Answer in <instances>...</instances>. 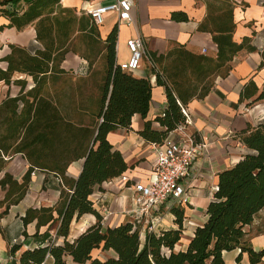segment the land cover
<instances>
[{
    "label": "trees",
    "instance_id": "trees-1",
    "mask_svg": "<svg viewBox=\"0 0 264 264\" xmlns=\"http://www.w3.org/2000/svg\"><path fill=\"white\" fill-rule=\"evenodd\" d=\"M205 3L207 12L198 28L212 34L216 56L194 54L176 46L165 54L150 55L153 63L150 70L156 83L165 88L167 106L155 117L160 129L146 121L138 132L147 141L162 142L169 131L186 120L183 107L187 101L193 97L203 98L210 91L214 78L227 73L238 51L255 49L248 43V37L241 42L233 39L236 27L233 0H205ZM0 15L8 20V27L16 30L32 25L36 40L43 46L30 53L25 48L10 45V52L1 58L6 61L5 69L0 68L1 81L8 83L12 72H19L31 76L34 85L25 92L22 85L18 94L0 101V169L10 153L30 154L35 148V158L48 164L41 168L53 172L68 185L61 191V199L54 208L27 209L22 219L24 225L35 218L37 230L47 223L58 224L53 237L43 233L45 239L48 237L44 244L22 250L20 264H66L67 255L78 264H225L222 251L236 248L239 249L236 262L246 253L247 264H264V248L255 250L245 231L264 208V119L241 135L248 151L231 167L218 173L216 191L205 209L207 219L194 229L184 250H174L182 234L184 209L180 205L171 207L178 228L146 232L143 242L139 229H132L129 221L103 229L102 215L89 200V195L96 185L127 169L121 153L113 149L107 134L119 127L128 128L135 113L146 115L151 99L150 79L135 77L116 63V24L102 43L98 26L91 17L78 14L74 8L63 7L60 0H0ZM170 18L174 21L189 19L182 10L172 11ZM68 51L86 59L89 65L97 57H103L104 76L95 124L83 125L58 115L57 108L44 97L48 80H61L65 83L61 89L71 84V78L61 76L65 71L57 67ZM13 81L22 83L23 80ZM262 98L264 84L256 99ZM71 146L78 148L76 153L70 152ZM80 157L84 158L80 173L76 179L69 180L65 175L67 165ZM32 169L29 166L21 184L15 183L6 173L0 179V186L7 182L8 190L11 185L18 187V196L11 200L12 203L22 196ZM85 213L93 214L95 223L71 240L72 219ZM37 235L38 232L33 236ZM100 245L103 249H112L116 256L103 260L92 258V249ZM19 248L20 245H12L10 251Z\"/></svg>",
    "mask_w": 264,
    "mask_h": 264
},
{
    "label": "crops",
    "instance_id": "crops-1",
    "mask_svg": "<svg viewBox=\"0 0 264 264\" xmlns=\"http://www.w3.org/2000/svg\"><path fill=\"white\" fill-rule=\"evenodd\" d=\"M113 1L60 0V3L63 7L76 9V12L80 14L93 5ZM233 1V17L236 22L233 39L241 42L244 37H248V43L255 49L248 51L243 48L238 51L227 73L214 78L210 91L203 98L189 99L183 107L187 114L184 121L185 132L194 134L196 137L209 135L211 139L207 151L195 160L189 175L183 180L188 199L180 205L184 209V216L181 238L174 246L176 251L184 250L193 236L194 229L206 221L205 209L216 191L218 173L231 167L248 151L241 141V135L255 128L264 119V98L256 99L264 84V0ZM175 10L186 12L189 19L187 21L172 20L170 13ZM206 12L205 0H201L199 4L196 0H134L129 23L124 21L118 23L116 14H108L104 22L97 25L102 43L112 27L117 25L115 48L117 64L126 62L130 57L126 40L136 36L142 38L147 57H143L139 67L131 73L135 77H148L152 86L146 115L135 113L131 117L128 128L119 127L107 134L113 149L121 153L127 169L119 176L96 185L89 195V200L102 215L103 229L117 226L128 220L126 208L129 207L132 185L134 182L146 181L155 162V149L152 142L145 140L138 133L146 121H149L152 127L160 129L155 117L160 116L167 106L165 88L156 83L155 75L150 70V55L165 54L176 46L194 54L215 57L217 48L212 40V34L198 28ZM7 23L8 20L0 15L1 69L6 67V61L1 58L10 52V45L20 46L30 53L43 48L35 38L32 25L16 30L14 27H8ZM202 49H205L204 53ZM102 51L101 47L100 53ZM97 60H101L102 65V56L97 57L89 65L86 59L73 51L65 53L57 67L65 71V74L61 76L71 78V84L68 83L61 89L65 84L61 80H48L47 92L44 95L46 101L57 108L58 115L62 114L63 117L83 125L98 122L95 113L98 110V96L104 70L99 76L94 73ZM19 79L23 80L22 83L13 81ZM22 85L23 92L30 89L34 85L32 77L12 72L8 83L0 80V101L6 96L12 97L18 94ZM75 87L78 88L76 91ZM241 94H243L242 98H240ZM177 101L180 102L178 99ZM180 135L181 132L175 128L166 136L178 138ZM77 149L71 146L70 152L76 153ZM35 155V148L32 153L30 151V154L10 153L0 169V179L6 173L15 183L21 184L29 166L33 167L18 201L11 202L18 196L16 195L19 193L18 187L11 185L8 190L7 182L0 186V264H20L19 257L22 250L44 244L48 237L45 239L43 233L46 232L49 237H53L57 229L58 222H53L42 225L37 230L36 218L26 225L23 224L22 219L27 209L54 208L61 199V191L66 190L68 186L67 182H63L53 172L42 169L41 166L48 164L39 162ZM83 160L84 158L80 157L68 163L65 175L69 180L77 178ZM122 175H125L127 180H122ZM171 207L170 205L161 207L159 224L154 230L155 233L178 228ZM263 210L264 208L257 213L253 222L245 227L246 238L255 250L264 248V232H254L255 224L260 220L257 219L258 214ZM56 215L54 210L53 216ZM95 221L96 217L91 213L73 218L69 227V238L72 240L77 237ZM36 232L38 235L34 237ZM140 232V239L143 242L148 231ZM58 241L61 242V238ZM12 245H20V248L10 251ZM164 251L168 252L167 249ZM238 253V248L230 251L223 250L225 264H247L246 253L242 254L240 262H236ZM111 256H116V253L112 249H103L102 245L91 251L92 258L103 260ZM65 262L78 264L70 255L65 257Z\"/></svg>",
    "mask_w": 264,
    "mask_h": 264
},
{
    "label": "built area",
    "instance_id": "built-area-1",
    "mask_svg": "<svg viewBox=\"0 0 264 264\" xmlns=\"http://www.w3.org/2000/svg\"><path fill=\"white\" fill-rule=\"evenodd\" d=\"M134 0H114L106 4L93 5L84 13L89 15L96 25L104 22L108 14H116L117 22L131 21V9ZM130 57L119 66L127 71L137 69L143 57H147L141 37L126 40ZM205 52V49H202ZM150 65H153L149 58ZM185 111V110H184ZM186 113V112H185ZM187 117V114H186ZM185 122L176 129L181 132L178 138L165 136L160 143L152 142L155 149V162L149 178L144 182H134L129 207L126 208L132 229L154 232L159 224L161 207L181 205L187 202V193L183 180L189 175L195 160L207 151L209 135L196 137L185 132ZM122 180H127L125 175ZM102 223V222H101Z\"/></svg>",
    "mask_w": 264,
    "mask_h": 264
},
{
    "label": "rangeland",
    "instance_id": "rangeland-1",
    "mask_svg": "<svg viewBox=\"0 0 264 264\" xmlns=\"http://www.w3.org/2000/svg\"><path fill=\"white\" fill-rule=\"evenodd\" d=\"M201 0H196V3L197 4H199V2H200ZM76 10V9H75ZM77 11V10H76ZM82 12H84V11H82ZM101 60H97L96 62H95V67H94V73H96V75H98L99 76V74L100 73H102L103 72V62H102V65H101V62H100ZM260 219L259 221H258V223L257 224H255V226H256V228H255V231L254 232H259V231H262V232H264V210L261 212V213H259L258 214V217H257V219ZM262 226L261 228L260 227H258V226Z\"/></svg>",
    "mask_w": 264,
    "mask_h": 264
}]
</instances>
